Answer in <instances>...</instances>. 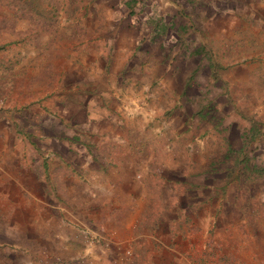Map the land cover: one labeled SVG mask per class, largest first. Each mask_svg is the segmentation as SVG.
I'll return each instance as SVG.
<instances>
[{"label": "rangeland", "instance_id": "rangeland-1", "mask_svg": "<svg viewBox=\"0 0 264 264\" xmlns=\"http://www.w3.org/2000/svg\"><path fill=\"white\" fill-rule=\"evenodd\" d=\"M144 16L168 26L163 58L134 48ZM0 42V169L123 137L181 181L127 212L182 257L137 238L122 262L264 264V0H0Z\"/></svg>", "mask_w": 264, "mask_h": 264}, {"label": "crops", "instance_id": "crops-1", "mask_svg": "<svg viewBox=\"0 0 264 264\" xmlns=\"http://www.w3.org/2000/svg\"><path fill=\"white\" fill-rule=\"evenodd\" d=\"M110 116L107 110L100 114L106 129ZM108 139L109 133L103 131L93 145L78 143L81 158L73 169L44 172L42 158L37 165L0 169V213L13 211L0 215V264H49L45 256L61 258L64 264H129L120 259L132 257L130 252L147 255L134 248L137 238L162 244L168 256L182 257L175 237L169 244L157 233L143 238L135 230L141 219L133 220L127 212L145 206L150 192L181 190V181L166 176L164 165L151 155L122 150L125 138H117L116 148ZM53 155L51 151L45 158L53 163ZM56 158L67 161L64 155ZM25 209L30 210L28 215ZM22 211L23 216L16 218Z\"/></svg>", "mask_w": 264, "mask_h": 264}, {"label": "trees", "instance_id": "trees-1", "mask_svg": "<svg viewBox=\"0 0 264 264\" xmlns=\"http://www.w3.org/2000/svg\"><path fill=\"white\" fill-rule=\"evenodd\" d=\"M44 1V0H43ZM131 0H126V3H130ZM46 2V1H45ZM49 4V7L45 8V10L43 12L47 13L50 15L51 17V13L50 11L52 10V6ZM15 8L11 9L14 10ZM11 15L14 17V14L11 12ZM15 18V17H14ZM166 27V30L168 29V26L166 25L165 20H163L160 17H156V18H152L150 19L149 17H142L141 20L139 21V25L137 26V30L135 31L136 33H139L140 36H135V40H134V48H137V51L140 53L141 51L144 52V50L146 49V47H148V51L147 53H145V56L147 57H152L154 56V59H160L163 58L162 54L160 55V58H158V54L156 53L157 51H160V47L162 44V33L163 31L161 29H164ZM198 40V39H197ZM144 45V46H143ZM0 49H4V43L0 42ZM203 49V51H208V48L206 46H204L203 42H196V46L193 47L194 51H201ZM196 53V52H194ZM82 130V129H81ZM80 130V131H81ZM83 132V131H81ZM230 150L227 149V152H229ZM66 157V156H65ZM68 159V158H66ZM63 161V162H62ZM65 162V163H64ZM50 160H48L47 158H44L42 160V168L44 170V172L48 171V170H59V169H68V168H76L75 164H72L68 161H66L65 159L60 161H54L53 163H51ZM46 176V174H45ZM149 221V220H148ZM156 222L154 221V223L152 224H146L148 227H152L153 224H155ZM168 228L170 229V226H168Z\"/></svg>", "mask_w": 264, "mask_h": 264}, {"label": "built area", "instance_id": "built-area-1", "mask_svg": "<svg viewBox=\"0 0 264 264\" xmlns=\"http://www.w3.org/2000/svg\"><path fill=\"white\" fill-rule=\"evenodd\" d=\"M44 261H46L49 264H64L63 260L61 258H49L47 256L44 257Z\"/></svg>", "mask_w": 264, "mask_h": 264}]
</instances>
